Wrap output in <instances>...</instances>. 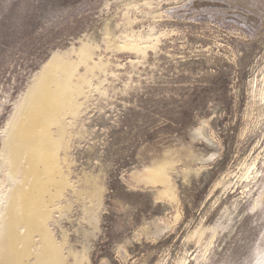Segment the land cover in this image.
<instances>
[{"label":"rangeland","instance_id":"rangeland-1","mask_svg":"<svg viewBox=\"0 0 264 264\" xmlns=\"http://www.w3.org/2000/svg\"><path fill=\"white\" fill-rule=\"evenodd\" d=\"M106 26L121 36L153 29L161 34L157 51L138 57L108 48L115 36ZM87 41L116 70L104 92L91 91L70 128V178L79 190L86 175L102 185L99 230L83 264H171L185 249L193 258L204 250V240L188 237L199 220L215 224L244 190L245 181L235 178L212 204L220 193L217 180L228 170L238 172L242 159L264 153V102L253 103L250 85L264 70V0H0V151L1 131L34 75L54 53ZM202 122L218 147L195 136ZM166 156L176 159L169 171L174 200L160 194L162 185L133 175ZM191 166L200 171L186 173ZM259 169L258 184L249 186L238 209L247 212L227 240L218 236L206 264H243L262 243L264 214L251 209L263 190L264 161ZM69 192L72 206L55 219L80 250L76 228L89 227L82 217L92 201L84 192ZM157 228L162 232L153 233Z\"/></svg>","mask_w":264,"mask_h":264},{"label":"bare ground","instance_id":"bare-ground-1","mask_svg":"<svg viewBox=\"0 0 264 264\" xmlns=\"http://www.w3.org/2000/svg\"><path fill=\"white\" fill-rule=\"evenodd\" d=\"M105 29L107 35L115 36L112 40H123V35H115L113 27L106 26ZM160 37L161 34H156L153 29L132 36L126 34L120 44L117 43L118 40L112 41L109 38L108 48L129 49L137 53L138 57H144L149 49L157 51ZM98 48L99 46L87 41L78 48L54 53L34 75L19 100H16L1 131L0 264H83L89 261L90 238L96 237V231L99 230L98 210L103 200L102 185L97 176L92 174L86 175L87 181L85 186L83 184V189L76 187V180L70 178L72 166L69 167L71 161L68 149L74 135L70 128L83 112L89 94L92 90L104 92V82L109 75H115L112 60H105L97 52ZM116 66L120 67L119 64ZM99 73L105 74V77L102 78ZM95 77L98 81L93 84ZM250 85L253 103L264 102V70L261 78H253ZM259 122L256 119L255 125ZM208 127L207 123H203L194 131L195 136L218 147L219 144L211 136ZM202 155L192 158L200 161L204 158ZM167 156L170 157L169 154ZM167 156L165 160L163 157L162 161H155L133 175L138 182L162 185L160 194L174 200L176 189L169 171L174 169L176 159H167ZM247 158L239 162L238 172L228 170L217 180L214 187L220 186V193L212 204L232 189L235 178L245 181L241 196L232 201L231 207H225L220 220L215 224L205 225L201 218L188 235L189 238H196L199 243L204 240L203 252L192 258L185 249L171 264H189L192 259L196 264H206L218 236L223 233L225 241L235 230L237 222L247 212L246 209L239 211V206L245 196L252 192V189H248L249 186L258 184L259 177L262 176L259 162L264 161V153L258 151L249 160ZM195 168L191 166L185 172L198 173L200 168ZM68 191L74 194L84 192L92 201L90 209L86 208L82 217L89 227L80 223L76 228L82 235L80 250L73 248L74 244L70 245L72 243L69 241L68 230L55 219L57 212L61 217L62 212L72 206L67 197ZM251 209L261 210L264 214V185L263 190L255 197ZM179 218L180 213L177 212L176 219ZM56 226L60 229V236L56 234ZM164 227L169 228V225ZM162 230L163 228H157L153 233L159 234ZM262 233V243L251 248L250 256L243 264H264V230Z\"/></svg>","mask_w":264,"mask_h":264}]
</instances>
